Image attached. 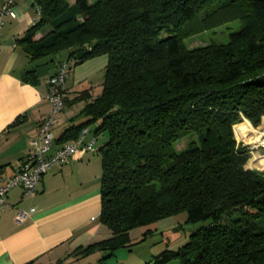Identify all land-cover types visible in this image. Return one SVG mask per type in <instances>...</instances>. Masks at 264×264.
Instances as JSON below:
<instances>
[{
	"label": "trees",
	"instance_id": "1",
	"mask_svg": "<svg viewBox=\"0 0 264 264\" xmlns=\"http://www.w3.org/2000/svg\"><path fill=\"white\" fill-rule=\"evenodd\" d=\"M32 1L38 20L19 39L30 60L107 55L101 92L76 97L86 120L58 138L74 140L89 124L106 136L100 221L110 236L76 252L111 255L132 226L185 211L188 222H210L152 255L154 264H264V171L245 168L249 148L234 137L244 118L262 128L264 0ZM232 19L240 27L226 43L186 47L188 35Z\"/></svg>",
	"mask_w": 264,
	"mask_h": 264
},
{
	"label": "crops",
	"instance_id": "2",
	"mask_svg": "<svg viewBox=\"0 0 264 264\" xmlns=\"http://www.w3.org/2000/svg\"><path fill=\"white\" fill-rule=\"evenodd\" d=\"M14 5L16 16H6L0 30V175L3 178L29 160L30 140L36 137L39 120L50 107L46 80L59 61L67 58V53L62 51L65 54L58 58L48 55L30 60L19 39L38 20V12L32 0H14ZM48 30L36 31L34 39ZM106 64L107 55L99 54L73 65L69 71L64 83V104L53 128L49 153L73 141H58V138L69 126L86 120L81 113L86 101L76 97L85 91L88 100H92L101 92L96 86L102 89ZM92 126L87 125L84 141L93 140L94 151L78 153L68 162L51 166L31 194H24L17 185L7 192L9 206L0 212V264H66L68 258L81 255L76 252L79 248L110 236L109 229L100 221L102 166L98 148L106 136H95ZM30 207L34 211L25 220H14L17 210ZM102 257H98L97 264ZM102 261L107 264L105 259Z\"/></svg>",
	"mask_w": 264,
	"mask_h": 264
},
{
	"label": "rangeland",
	"instance_id": "3",
	"mask_svg": "<svg viewBox=\"0 0 264 264\" xmlns=\"http://www.w3.org/2000/svg\"><path fill=\"white\" fill-rule=\"evenodd\" d=\"M240 27L239 19H232L220 25L210 27L201 30L197 33L188 35L184 39V43L187 48L193 49L202 47L212 43H226L228 41L229 33L236 31ZM65 54V52H60L55 55V57H60V55ZM97 87L99 92L101 89ZM262 128L264 129V116L261 118ZM246 122L250 123L253 128L252 123L248 119H243L242 121L235 123L239 126L242 134H239V138H236L237 142H241L243 145L249 148V157L247 158L244 166L247 169H258L264 171V166L260 165V159H264V143L260 144L253 137V141L249 142L251 134L246 129ZM92 125V124H91ZM94 128V124L92 126ZM257 129V128H256ZM257 129V130H260ZM101 138V134L97 135ZM193 136H185L179 139L175 143L177 150L183 149L189 143V140ZM259 143V144H258ZM253 154L260 156L255 158V161H251L250 158ZM262 162V161H261ZM210 220L198 221L191 223L187 221V214L185 211H180L175 214L165 215L159 217L148 224H137L132 226L127 230L129 239H125L123 246L120 245L113 254H109L105 250L92 251L84 255H74L70 259L68 258L66 264H97L98 257L104 256L107 264H132V263H146L154 264L152 260V255L159 253L165 248H171L176 250L178 246L187 239L188 235L195 231L202 225H207ZM95 252H100L96 255ZM98 256V257H97ZM160 264H180L178 257H172L168 261Z\"/></svg>",
	"mask_w": 264,
	"mask_h": 264
},
{
	"label": "built area",
	"instance_id": "4",
	"mask_svg": "<svg viewBox=\"0 0 264 264\" xmlns=\"http://www.w3.org/2000/svg\"><path fill=\"white\" fill-rule=\"evenodd\" d=\"M6 16L15 17L14 0H2L0 5V30ZM73 67L71 58L60 61L53 74L47 82L46 99L50 107L38 124L36 137L30 140L31 152L29 160L21 164L20 168L7 178L0 175V212L9 204L7 203V192L14 186H20L24 194H31L36 190L42 177L47 170L56 163L68 162L72 156L85 151H94L93 140L84 141L87 128H83L76 139L65 142L49 153L54 139L53 128L59 120V113L64 104V83L69 71ZM34 211V207L28 210L19 209L14 214V220L21 222ZM140 264V263H133ZM146 264V263H142Z\"/></svg>",
	"mask_w": 264,
	"mask_h": 264
},
{
	"label": "bare ground",
	"instance_id": "5",
	"mask_svg": "<svg viewBox=\"0 0 264 264\" xmlns=\"http://www.w3.org/2000/svg\"><path fill=\"white\" fill-rule=\"evenodd\" d=\"M246 129L249 131V134H251V136H249V142L256 139L260 144L264 143V129L257 130L256 128H253L248 122H246ZM259 164L264 166V161H260Z\"/></svg>",
	"mask_w": 264,
	"mask_h": 264
}]
</instances>
